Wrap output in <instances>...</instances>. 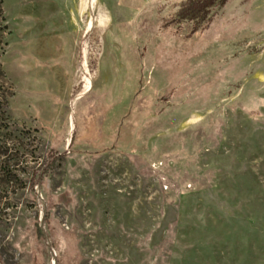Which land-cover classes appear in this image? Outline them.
<instances>
[{
  "label": "rangeland",
  "instance_id": "obj_1",
  "mask_svg": "<svg viewBox=\"0 0 264 264\" xmlns=\"http://www.w3.org/2000/svg\"><path fill=\"white\" fill-rule=\"evenodd\" d=\"M0 1V264H264V0Z\"/></svg>",
  "mask_w": 264,
  "mask_h": 264
},
{
  "label": "trees",
  "instance_id": "obj_2",
  "mask_svg": "<svg viewBox=\"0 0 264 264\" xmlns=\"http://www.w3.org/2000/svg\"><path fill=\"white\" fill-rule=\"evenodd\" d=\"M219 1H223V0H219ZM1 1H0V22H4V18L2 16V9H1ZM5 77L0 65V126L2 127V123L4 122V112L3 109L6 106V100L8 97V92L5 89ZM72 140V138H71Z\"/></svg>",
  "mask_w": 264,
  "mask_h": 264
},
{
  "label": "bare ground",
  "instance_id": "obj_3",
  "mask_svg": "<svg viewBox=\"0 0 264 264\" xmlns=\"http://www.w3.org/2000/svg\"><path fill=\"white\" fill-rule=\"evenodd\" d=\"M90 3H92V1H90ZM86 87H87V88H86V91H87V90H88V86H86ZM78 98H79V97H78ZM78 98H77V99H78ZM77 99H76V100H77ZM72 130H73V125L71 124V125H70V132H69V135L71 134ZM69 140H70V137L68 138V142H69Z\"/></svg>",
  "mask_w": 264,
  "mask_h": 264
}]
</instances>
